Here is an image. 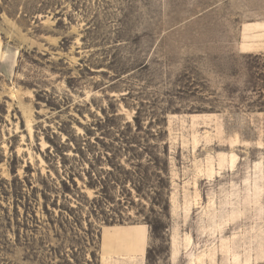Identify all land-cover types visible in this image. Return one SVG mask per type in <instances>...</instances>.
I'll list each match as a JSON object with an SVG mask.
<instances>
[{
	"label": "rangeland",
	"instance_id": "374dc122",
	"mask_svg": "<svg viewBox=\"0 0 264 264\" xmlns=\"http://www.w3.org/2000/svg\"><path fill=\"white\" fill-rule=\"evenodd\" d=\"M264 264V0H0V264Z\"/></svg>",
	"mask_w": 264,
	"mask_h": 264
},
{
	"label": "crops",
	"instance_id": "0c3cea01",
	"mask_svg": "<svg viewBox=\"0 0 264 264\" xmlns=\"http://www.w3.org/2000/svg\"><path fill=\"white\" fill-rule=\"evenodd\" d=\"M150 233L147 224L103 227L100 231L103 264H146Z\"/></svg>",
	"mask_w": 264,
	"mask_h": 264
},
{
	"label": "trees",
	"instance_id": "16d2710c",
	"mask_svg": "<svg viewBox=\"0 0 264 264\" xmlns=\"http://www.w3.org/2000/svg\"><path fill=\"white\" fill-rule=\"evenodd\" d=\"M149 252V251H148Z\"/></svg>",
	"mask_w": 264,
	"mask_h": 264
}]
</instances>
